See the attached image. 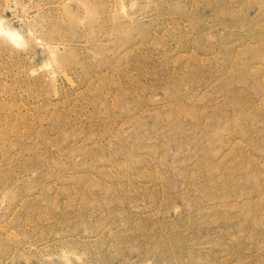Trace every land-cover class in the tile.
Instances as JSON below:
<instances>
[{
	"label": "rangeland",
	"instance_id": "1",
	"mask_svg": "<svg viewBox=\"0 0 264 264\" xmlns=\"http://www.w3.org/2000/svg\"><path fill=\"white\" fill-rule=\"evenodd\" d=\"M0 264H264V0H0Z\"/></svg>",
	"mask_w": 264,
	"mask_h": 264
},
{
	"label": "bare ground",
	"instance_id": "2",
	"mask_svg": "<svg viewBox=\"0 0 264 264\" xmlns=\"http://www.w3.org/2000/svg\"><path fill=\"white\" fill-rule=\"evenodd\" d=\"M11 35V34H10ZM10 35H8V36H10ZM12 38V37H11Z\"/></svg>",
	"mask_w": 264,
	"mask_h": 264
}]
</instances>
